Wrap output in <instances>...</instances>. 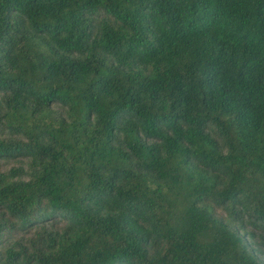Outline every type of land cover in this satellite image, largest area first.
<instances>
[{
    "label": "trees",
    "instance_id": "obj_1",
    "mask_svg": "<svg viewBox=\"0 0 264 264\" xmlns=\"http://www.w3.org/2000/svg\"><path fill=\"white\" fill-rule=\"evenodd\" d=\"M260 232L264 0H0V264H264Z\"/></svg>",
    "mask_w": 264,
    "mask_h": 264
},
{
    "label": "rangeland",
    "instance_id": "obj_2",
    "mask_svg": "<svg viewBox=\"0 0 264 264\" xmlns=\"http://www.w3.org/2000/svg\"><path fill=\"white\" fill-rule=\"evenodd\" d=\"M259 235H264V232H260ZM246 239H249V238H246Z\"/></svg>",
    "mask_w": 264,
    "mask_h": 264
}]
</instances>
